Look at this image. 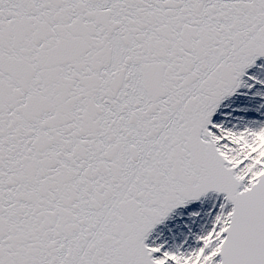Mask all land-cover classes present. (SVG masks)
Listing matches in <instances>:
<instances>
[{"label": "snow or ice", "instance_id": "obj_1", "mask_svg": "<svg viewBox=\"0 0 264 264\" xmlns=\"http://www.w3.org/2000/svg\"><path fill=\"white\" fill-rule=\"evenodd\" d=\"M0 264H264V0H0Z\"/></svg>", "mask_w": 264, "mask_h": 264}]
</instances>
